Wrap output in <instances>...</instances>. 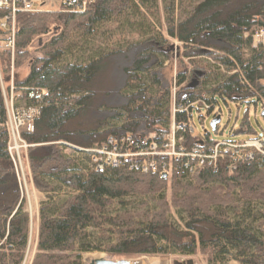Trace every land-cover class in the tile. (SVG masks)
Segmentation results:
<instances>
[{
  "label": "trees",
  "instance_id": "obj_1",
  "mask_svg": "<svg viewBox=\"0 0 264 264\" xmlns=\"http://www.w3.org/2000/svg\"><path fill=\"white\" fill-rule=\"evenodd\" d=\"M157 1L92 0L82 12L50 10L16 16V61L27 58L34 39L50 35L45 43L39 40V55L29 59L27 74L13 82V106L37 110L32 131L20 132L29 146L33 185L45 196L38 207L31 264H83L81 254L92 251L117 256L200 253L208 264H225L228 257L240 264H264L261 156L239 160L230 168L234 162L230 158L226 166L218 161L213 167L200 165L196 157H171L163 161L170 169L145 172L129 163L99 170L85 151L109 137L136 134L141 124L146 132H160L172 122L181 126L177 137H182L183 147L208 151L219 140L207 132L195 134L194 110L213 114L214 119L218 99L237 104L259 101L264 108V49L252 43L254 28L264 29V2L161 0V14ZM6 14L0 9V18ZM112 25L120 37L137 34L130 47H142L124 68L126 103L115 110L106 106L102 95L109 86L107 65L120 49L97 52L88 62L60 63L66 48ZM155 25L165 35L156 32ZM167 39L180 46L174 49ZM174 53L179 59L188 58L191 69L177 73L173 93L172 88H162L158 73ZM10 55V50L1 51L6 65ZM202 56L217 67L209 69L198 59ZM192 77L198 79L197 85L190 82ZM37 89L45 91L42 98H29L28 93ZM103 110L116 113L98 116ZM6 121L0 91V264H19L21 252L27 251L26 227L33 217L20 206ZM239 132L251 138L264 135H258L247 114ZM54 182L69 194L53 197ZM132 197H147L152 207L146 202L130 206L127 199ZM173 212L181 224L172 220Z\"/></svg>",
  "mask_w": 264,
  "mask_h": 264
},
{
  "label": "rangeland",
  "instance_id": "obj_2",
  "mask_svg": "<svg viewBox=\"0 0 264 264\" xmlns=\"http://www.w3.org/2000/svg\"><path fill=\"white\" fill-rule=\"evenodd\" d=\"M260 2H264V0H257ZM45 4L43 5L44 11H50V10H58L61 6V0H44ZM158 6L162 14V8H161V0H158ZM163 22V15L161 17V23ZM156 26V32L160 30L163 35H165V32L162 30V28L157 25ZM16 27V22H15ZM258 27L254 28L253 33L255 30H257ZM101 31H104L103 35H101ZM96 36L89 37L88 39L84 40H78L75 44L69 46L66 48V50L62 54V58L60 60V63L64 62H88V60L93 57L97 52H105L110 51L112 49H120V52L116 54L112 59L109 61V64L106 68V74H107V81L109 83L107 94H103L102 98L106 103V106L109 108H114L113 110L117 109V107L122 106L126 103V98L122 93V89L125 85L126 75L124 73V68L127 66H130L131 63L136 58V55L139 51L142 50V47L133 46L130 47L132 42L137 40V34H133L132 36L130 34L125 33L124 37L118 36L117 28H115V25L109 26L107 29L103 28ZM128 30H126L127 32ZM4 35V34H0ZM111 35V36H110ZM110 37V39H108ZM50 35L41 36L39 39H34V41L27 47V58L22 61H16L14 57V47L13 50H10V63L6 65L3 61V57L1 56L2 50H8L4 48L3 41L0 40V91L2 98L4 100V103L6 107L11 105L12 99L15 97L14 94V88H13V82L17 78H23L28 70H29V59H32V57L39 55V40L42 43H45L49 40ZM121 39V40H120ZM15 40V37H14ZM167 43L172 45V47L175 49L176 47L180 46V44L174 40V39H167ZM178 55L174 53L172 57L167 61H164L163 66L161 70L158 73V78L160 79L162 88H172V91L174 89V79L177 73H181L185 71V69H188V71L191 69L188 67V58H182L179 59L177 57ZM199 60H202L204 64H206L209 69H213L214 67H217L213 64V62L202 56L201 58H198ZM7 70V71H6ZM144 82L146 80L144 79ZM190 82L197 85L198 79L196 77H192L190 79ZM107 84V83H106ZM264 110L262 107L261 102H251L249 104L242 103L237 104L230 101L224 102L221 99H218V106L217 111L219 112L218 116L220 118L219 124H218V130L212 131L210 127V122L213 118V114L206 115L205 111L201 110L200 113H198L196 110H194L192 115V122H193V129L195 131V134L198 135H204L205 132L208 133L209 137L213 140H222V139H249L251 138L248 134L239 132L240 131V122L244 116V114H247V118L249 120L250 125L256 130L258 135H263L264 133V117L261 115V112ZM115 112H111L108 110H103L98 116L100 117H110ZM21 130H24V128H19L18 134L20 136ZM138 133H144L145 128L141 124L140 127L137 129ZM233 131H238L237 134L232 135L230 134ZM21 137L18 139L12 138V141L9 144V149L11 148V153L14 157V166L16 169V176L18 180V186L20 190V206L27 216L28 212L31 213V216H33V220L31 223L29 222L26 227L27 232V240H28V247L26 253L24 251L21 252V260L19 261V264L21 261H23L22 264H31L33 255L35 253L36 248V240H37V226H38V207L42 201L45 200V196L37 191L33 185L32 178L30 177L29 173V167H28V145L24 142L20 141ZM17 142L22 147L23 152V159H24V167L27 170L28 173V181L29 185L27 184V194L26 190L24 189L25 183L23 184V177L21 173V166L18 154L16 150L13 147V143ZM27 145V147H26ZM67 153H74L72 149H66ZM76 155V154H75ZM79 155V154H78ZM54 192L52 193V196L55 198H61L65 195L69 194V191L61 187L58 183H53ZM27 195L28 199L30 201L27 202ZM167 195H169V189L167 190ZM24 203L22 206L21 203ZM127 201H130V206H133L136 203H142L146 202L150 207H152V201L147 197H132L127 199ZM254 211V214L260 215L259 212H257V208L252 209ZM172 220L176 221L177 223L181 224V220L179 219L178 215L176 213H172ZM89 233H92L95 235V232L93 230H88ZM29 247H31L30 252H28ZM24 250V249H23ZM82 261L83 264H91V262L96 261L98 259L103 260H110L113 261L115 264H131V262H136V264H208L207 257L204 255L197 253L195 255H181L178 253H168L167 255H133V256H117L108 252L104 251H92V252H83L82 254ZM25 258H24V257ZM24 258V260H22ZM138 261V262H137ZM222 264V263H221ZM225 264H240L238 261L232 259V257H228L227 261H225Z\"/></svg>",
  "mask_w": 264,
  "mask_h": 264
},
{
  "label": "built area",
  "instance_id": "obj_3",
  "mask_svg": "<svg viewBox=\"0 0 264 264\" xmlns=\"http://www.w3.org/2000/svg\"><path fill=\"white\" fill-rule=\"evenodd\" d=\"M92 0H61V12H82ZM44 0H0V9L7 11V14L0 18V40L4 43V48L13 50L15 37L16 16L19 13H39L44 11ZM254 46H261L264 49V29L258 28L252 34ZM174 89L175 85H174ZM175 90H173V93ZM44 90H35L28 93L29 98L40 100L44 95ZM264 106V103H263ZM6 107V105H5ZM7 121L6 129L8 133V151L14 160L9 149L12 138L19 139V128L32 131L33 121L37 115L34 108L13 106L12 103L6 107ZM181 126L172 122L169 128L160 132H142L133 135H119L109 137L100 142L99 146L85 150L91 158V165L101 170L105 166H118L122 163H129L133 168H141L143 171L170 169L163 161L171 157L181 159L184 157H196L200 165L207 164L216 167L218 161L226 166L230 158L234 162L232 167L239 160H253L259 156L264 165V135L249 139H222L208 150L204 151L198 147H183L182 137H177V131ZM21 141V139H20ZM21 142L24 143L22 140ZM27 147V145H26Z\"/></svg>",
  "mask_w": 264,
  "mask_h": 264
},
{
  "label": "bare ground",
  "instance_id": "obj_4",
  "mask_svg": "<svg viewBox=\"0 0 264 264\" xmlns=\"http://www.w3.org/2000/svg\"><path fill=\"white\" fill-rule=\"evenodd\" d=\"M13 147L16 150V152L18 154V157H19L20 166H21V173H22V177H23V184L26 182L25 186H24V189L26 190V194H27V184L29 185V181H28L27 170L24 167V159H23L22 147L16 141L13 143ZM29 187H30V185H29ZM30 189H31V187H30ZM27 202H29V204H30V201L28 199V195H27ZM23 203H25V201ZM28 215H29L30 219H32L33 216H31L30 212H28ZM98 260H103V259H98Z\"/></svg>",
  "mask_w": 264,
  "mask_h": 264
},
{
  "label": "water",
  "instance_id": "obj_5",
  "mask_svg": "<svg viewBox=\"0 0 264 264\" xmlns=\"http://www.w3.org/2000/svg\"><path fill=\"white\" fill-rule=\"evenodd\" d=\"M261 115H264V110L261 112ZM219 121H220L219 116H216L214 119L211 120L210 127L212 131H215L216 126L219 124ZM91 264H115V263L110 260H96L91 262ZM131 264H136V262H131Z\"/></svg>",
  "mask_w": 264,
  "mask_h": 264
}]
</instances>
